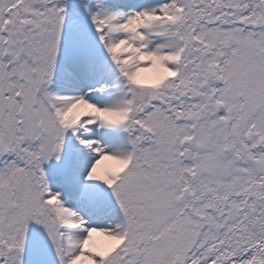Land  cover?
<instances>
[{
  "label": "rangeland",
  "instance_id": "374dc122",
  "mask_svg": "<svg viewBox=\"0 0 264 264\" xmlns=\"http://www.w3.org/2000/svg\"><path fill=\"white\" fill-rule=\"evenodd\" d=\"M77 1L0 0L2 238L7 216L24 214L27 227L46 223L44 264H128L145 247L170 264H264V0H157L169 56L144 72L133 66L148 56L116 40L118 10L141 4ZM109 71L148 97L117 119L118 162L100 168L92 153L80 172L61 93ZM6 244L12 260L20 248Z\"/></svg>",
  "mask_w": 264,
  "mask_h": 264
},
{
  "label": "bare ground",
  "instance_id": "6f19581e",
  "mask_svg": "<svg viewBox=\"0 0 264 264\" xmlns=\"http://www.w3.org/2000/svg\"><path fill=\"white\" fill-rule=\"evenodd\" d=\"M137 1L141 4L140 8L138 5L137 8L133 9L129 6H123L118 10L119 20H117L116 25V40L126 45L130 51V58L148 56L145 58L147 63L140 62L141 65L133 66L137 72H144V69L149 70L151 65L153 67L157 64L158 68L167 61L170 50V27L162 22L164 11L167 9L160 1ZM167 4L175 8L176 4L179 6V0H168ZM159 6L162 10L161 13L156 10ZM170 10V12H173V9ZM141 44H145V49ZM149 72L147 75H152L155 71L150 70ZM102 75H105L102 76V79H104L102 81L100 78H85V83L82 85V94H75L78 93V91L74 92L75 87H68L69 92L66 90L61 93L62 98L66 97L65 95L70 96V104L76 113V119L70 126L83 147L82 155L84 157L82 156L80 164L76 166L77 171L80 172L86 169V164L88 168L89 163H91L90 160L96 156L100 157L98 158L99 164H97L100 168L109 163L118 162L124 151V141L116 134V130H118L117 119L127 107L130 106V110L132 108L137 109L139 103L148 97L142 95L139 91L137 92L132 86L125 85L114 72L109 71L102 73ZM62 104L64 102H61V106ZM54 131L55 129L48 127V135L51 139L55 136ZM92 146L93 148H91ZM92 153L95 154L94 157H92ZM84 175L86 176V174H80L79 176ZM87 182L85 188L88 186ZM28 184L33 186L32 181H29ZM102 201L103 204L108 205L105 199ZM34 202L30 206H26L27 209H33L31 206L34 205ZM37 206L38 203L36 202L34 207ZM3 215L4 213H1V216ZM115 215L112 216L113 219ZM79 217H76L77 221H80ZM27 218L28 215L25 218L22 214V223L21 218L14 214L7 216L10 229L5 238H2L0 233V239L2 242L8 239L9 244H6V248H20V250L12 260L7 258V254H0L1 264H44L50 258L51 251L44 244L46 237L42 234V227L46 225L45 221L43 220L37 224V227L33 224L27 227L24 224ZM109 219L107 220L109 221ZM2 235L4 234L2 233ZM104 235H106V241L103 248L107 250L113 243H116L117 235H113L112 232ZM128 264H170V262L164 256L158 254L153 247H145L139 251L137 258L135 256Z\"/></svg>",
  "mask_w": 264,
  "mask_h": 264
},
{
  "label": "trees",
  "instance_id": "16d2710c",
  "mask_svg": "<svg viewBox=\"0 0 264 264\" xmlns=\"http://www.w3.org/2000/svg\"><path fill=\"white\" fill-rule=\"evenodd\" d=\"M70 4H73V3H70ZM75 4L76 5H79V6H83L82 4V2H79V1H77L76 0V2H75ZM74 21H72V23H73ZM97 22H100L101 23V30H100V33L102 34L103 33V36H104V38L107 40V38H108V33L106 32V30H107V26H108V20H107V18H97V19H95V20H93V25H92V27L93 26H95V24L97 23ZM180 57V55L178 56V60L180 59L179 58ZM220 78V77H219ZM220 81H221V78H220ZM62 260H63V258H62Z\"/></svg>",
  "mask_w": 264,
  "mask_h": 264
}]
</instances>
